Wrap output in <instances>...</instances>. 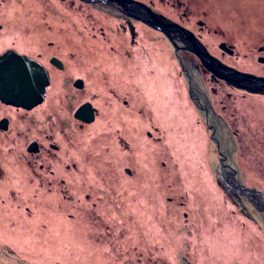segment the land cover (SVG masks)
I'll return each instance as SVG.
<instances>
[{
	"label": "rangeland",
	"instance_id": "rangeland-1",
	"mask_svg": "<svg viewBox=\"0 0 264 264\" xmlns=\"http://www.w3.org/2000/svg\"><path fill=\"white\" fill-rule=\"evenodd\" d=\"M248 1L240 7L250 9ZM225 2L234 4L230 0ZM56 6H59L57 2ZM191 7L195 11L192 19L200 18V3H192ZM22 9L27 20L40 23L39 51L44 60L48 62L51 54H57L69 65L70 70H58L54 77L50 91L57 98V93L65 90V86L61 88V80H66L62 76L85 77L90 59L86 56L85 60L84 54L97 50L95 46L99 47V43H92L86 30L82 33L74 29L71 59L67 34L61 32L62 24L58 21L55 25L49 18L50 5L30 0L24 2ZM91 11L99 15L101 9L94 7ZM260 11L259 18L255 19L254 15L252 21H264V7ZM261 25L258 27L262 28ZM226 26L223 24V29ZM247 28L254 32L251 25ZM243 29V23H237L234 30H223L224 35L236 31L240 57H245V44L249 42ZM250 38L253 40V35ZM263 38L264 34L259 33L257 45L264 44ZM161 39L153 40L162 46ZM50 40H56L59 49H52ZM157 48L138 53L137 82L139 90L145 88L153 101V125L159 126V131L156 129L153 133L160 141L138 136L134 174L129 175L125 170L128 161L118 160L115 175L111 171L109 175H77L75 183L79 184L68 193L73 205L81 208L82 219H85V209L100 216L96 219H102L107 230L97 227L101 230L99 233L108 236L107 243L101 246L100 242L94 243L86 232V220L78 219L72 204L59 194L51 197L50 191L42 188L41 225L38 222L35 232L21 218H17L15 229L0 228V258H5L4 264H264V94L247 93L212 80L209 72L192 57L191 72L197 95L207 108L203 110L183 87L185 83L187 88L188 78L186 74L181 76L172 50L161 53L156 52ZM185 54L190 56L188 52ZM223 60L242 70L264 73V64H259L252 55L241 63L235 56L231 60L225 56ZM106 63L114 77L113 61ZM88 78L93 81L89 85L91 94L99 95L94 99L98 103L100 96L108 93H103L105 88L97 79L89 75ZM85 91L76 96L81 98ZM128 121L138 123L140 131L151 125L150 120ZM105 162L109 163L110 159ZM96 164L102 165L101 169L105 167L104 161L95 160L92 167L97 168ZM82 182L91 184L93 190H82L79 186ZM87 192L94 199L87 201ZM26 195V203L31 208L37 207L38 199L29 193ZM97 195L106 197L100 201ZM100 207L103 211L109 210L104 219ZM3 216L7 217L8 211ZM238 242L244 244L247 253L238 250ZM106 244L115 247L117 255ZM120 249L127 252L120 255ZM248 252L250 261L247 262ZM112 255L116 256L114 261ZM121 256L125 262L119 261Z\"/></svg>",
	"mask_w": 264,
	"mask_h": 264
},
{
	"label": "flooded vegetation",
	"instance_id": "flooded-vegetation-1",
	"mask_svg": "<svg viewBox=\"0 0 264 264\" xmlns=\"http://www.w3.org/2000/svg\"><path fill=\"white\" fill-rule=\"evenodd\" d=\"M25 1L30 0H0V57L9 50L29 56L48 69L50 84L47 86L45 99L32 108L11 104L0 93V228L15 229L18 227L17 218H21V222L35 232L42 212L43 188L50 191L51 197L59 194L67 203L72 204V210L78 219L86 220L88 237H93L92 241L100 242L101 246L108 239V236L99 233V228L107 230L102 219L97 220L96 217L100 216L92 215L86 209L85 219H82L81 208L73 205L68 193L79 184L75 183L77 175H109L110 171L115 175L118 160L128 161L125 170L129 175L134 174L137 171L133 162L138 158V136L144 138L146 135L152 141H160L153 133L159 127L155 128L153 125V101L147 96L145 88L139 90L138 53H142L144 49L153 51L154 46L158 47L156 52L172 50L181 76L186 74L188 78L187 88L185 83L183 87L188 90L191 100L197 101L200 108L206 111V106L197 95V84L193 81V58L196 64L198 61L209 72L212 80L222 81L247 93L264 94L238 86L232 78L233 69L263 78L264 73L242 70L223 60L225 56L230 60L235 56L237 62L241 63L252 55L259 64H264V44L256 43L258 34H264V21L256 23L251 20L254 15L255 19L259 18L261 11H258L264 7V0H249L250 9L240 7L247 0H230L234 3L231 5L225 2L227 0H137L143 2L145 7L128 4L126 0H37L50 5L49 18L55 25L58 21L62 24L61 32L67 34L66 45L70 46L69 58L74 56V29H80L82 33L86 30L92 43H99V47L95 46L97 50L91 49L92 53L84 54L85 60L86 56L90 59L85 77L78 75L72 79L62 76L66 80H61V88L64 89L65 86V90L57 93V98L50 91L54 77L58 70L66 72L70 68L57 54H51L48 62L44 60L45 56L39 51L42 41L40 23H31L25 18L22 9ZM56 2L59 6H56ZM192 3H200V18L192 19L195 12L191 7ZM94 7L101 9L99 15L91 11ZM155 12L166 16L170 21L150 17ZM144 16L150 23L141 19ZM237 23H243V32H247L249 42L245 44V57H240L238 53L239 45L236 41L239 37L236 36V31L223 34V30H234ZM261 23L262 28L258 27ZM154 24L164 30L154 27ZM223 24H227L225 29ZM249 24L254 32H250V27L247 28ZM112 26L111 30H115L113 35L109 29ZM203 33L207 34L206 38ZM250 35H253V40ZM155 37L162 38V46L156 44L158 40L154 41ZM48 43L55 51L59 49L56 40ZM203 50L209 51L213 59L202 57L200 53ZM185 52L190 53V56ZM110 59L114 63V77L106 63ZM88 75L95 81L97 79L99 85L105 88L103 93H108L100 96L98 103L94 99L99 95L91 94L92 90L89 89L93 81L89 80ZM242 83L244 84L241 82V85ZM84 89L85 95L77 97ZM260 89L264 91V86ZM128 119L150 120L151 125L149 129L140 131L139 124H133ZM161 146L165 149L163 143ZM106 159H110V162H105ZM95 160L104 161L105 167L101 169L102 165L96 164L97 168H93ZM79 186L82 190H93L91 184L82 182ZM26 193L38 199L37 207L31 208L26 203ZM98 195L95 197L100 201L106 197ZM86 198L87 201L94 199L89 192ZM52 209L55 210V205ZM99 210L103 211L101 207ZM7 211L8 216H3ZM106 212L109 210L103 211L102 218ZM75 214L71 213L70 216L75 217ZM111 249L115 247L111 246Z\"/></svg>",
	"mask_w": 264,
	"mask_h": 264
},
{
	"label": "water",
	"instance_id": "water-1",
	"mask_svg": "<svg viewBox=\"0 0 264 264\" xmlns=\"http://www.w3.org/2000/svg\"><path fill=\"white\" fill-rule=\"evenodd\" d=\"M100 2L102 0H88ZM134 6H144L143 2L137 0H126ZM147 7V6H146ZM150 17L160 21H170L159 13H151ZM147 23V17H141ZM154 27L164 30L157 24ZM201 56L213 57L209 51L203 50ZM204 61V59H202ZM233 82L238 86H244L252 92H264L260 88L264 86V78L251 73L239 72L233 69ZM241 82L247 85H241ZM50 84V74L46 67L40 62L27 55L9 50L0 57V93L11 103L18 106L32 108L41 103L46 96L47 86ZM82 110V107L81 109ZM79 110V111H80Z\"/></svg>",
	"mask_w": 264,
	"mask_h": 264
},
{
	"label": "bare ground",
	"instance_id": "bare-ground-1",
	"mask_svg": "<svg viewBox=\"0 0 264 264\" xmlns=\"http://www.w3.org/2000/svg\"><path fill=\"white\" fill-rule=\"evenodd\" d=\"M238 250H240L241 252L247 253V252H245V246H244V244L242 242H238ZM248 256H249V252H248V255H247V262H248V260L250 261ZM244 259H245V256H244ZM45 261L46 260L41 259V263H45ZM6 262L7 261L5 260V258L4 259L0 258V264H4ZM250 264H252V263L250 262Z\"/></svg>",
	"mask_w": 264,
	"mask_h": 264
},
{
	"label": "trees",
	"instance_id": "trees-1",
	"mask_svg": "<svg viewBox=\"0 0 264 264\" xmlns=\"http://www.w3.org/2000/svg\"><path fill=\"white\" fill-rule=\"evenodd\" d=\"M103 219H104V218H103ZM104 227H105V226H104ZM105 228H106V227H105ZM106 246H108L107 248L111 249V247H110L108 244H106L105 247H106ZM126 248H127V247H126ZM114 250H115V249H112L111 251L113 252V254L117 255V252H115ZM108 251H109V250H108ZM119 251L121 252L120 255H124L125 252H127V251H123V249H122V250L120 249ZM115 257H116V256H113V255H112V259H113V261L115 260ZM119 257H120V256H119ZM123 257H124V256H121V259L119 260L120 262H125V260H122ZM133 260L135 261V260H137V259H136V258H133Z\"/></svg>",
	"mask_w": 264,
	"mask_h": 264
}]
</instances>
